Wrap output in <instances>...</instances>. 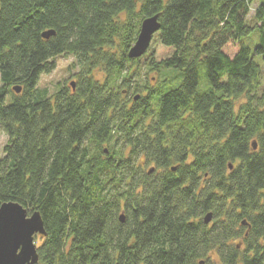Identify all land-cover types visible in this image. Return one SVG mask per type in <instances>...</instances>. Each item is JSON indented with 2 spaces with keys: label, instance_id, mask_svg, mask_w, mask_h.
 Segmentation results:
<instances>
[{
  "label": "trees",
  "instance_id": "trees-1",
  "mask_svg": "<svg viewBox=\"0 0 264 264\" xmlns=\"http://www.w3.org/2000/svg\"><path fill=\"white\" fill-rule=\"evenodd\" d=\"M155 14L156 45L129 58ZM254 54L264 61V0H0V205L39 211L37 264H264ZM60 55L75 85L50 92L39 81ZM167 68L181 71L167 89L134 80Z\"/></svg>",
  "mask_w": 264,
  "mask_h": 264
},
{
  "label": "water",
  "instance_id": "water-1",
  "mask_svg": "<svg viewBox=\"0 0 264 264\" xmlns=\"http://www.w3.org/2000/svg\"><path fill=\"white\" fill-rule=\"evenodd\" d=\"M158 17L159 14H155L141 21L136 40L127 54L129 58H139L146 53L154 33L160 28ZM54 34L55 30L49 29L42 32V37L49 38ZM74 85V81H70L72 88ZM12 89L18 93L21 91V86L15 85ZM252 146L256 148L255 141L252 142ZM229 167L232 168V165ZM211 219V212L203 217L206 224ZM120 221H124L123 213L120 214ZM45 234L39 211L29 213L22 204L15 201L2 203L0 205V264H37L39 257L35 239L37 235Z\"/></svg>",
  "mask_w": 264,
  "mask_h": 264
},
{
  "label": "rangeland",
  "instance_id": "rangeland-1",
  "mask_svg": "<svg viewBox=\"0 0 264 264\" xmlns=\"http://www.w3.org/2000/svg\"><path fill=\"white\" fill-rule=\"evenodd\" d=\"M257 32L258 31L255 30V34H257ZM245 42H247L248 45L251 47V49L254 50V46H255L254 42H256L255 39L253 42L252 39L246 38ZM156 43H157V41H155V37H153L149 47L150 48L154 47L156 45ZM254 58L258 62V64L260 65V67L264 73V61H263L261 55L260 54H254ZM55 61H56L55 69L49 74L42 75L40 78V81H39L40 87H46L49 89L50 92H53V90L55 88H57L58 86H60L62 84L69 85L70 81H75L76 78L74 75L78 70L77 66L75 65L74 58L71 55H60V56L55 58ZM143 69H147V66H144L141 68V70H143ZM96 74H98L97 76L99 78H102V74H100L99 72H96ZM161 74L166 75L164 77L168 79L163 84L162 90H164V88L167 89L168 87L172 86V84H174V82L171 81L169 76L177 75L179 77V79L181 80V71L176 69V68L162 69ZM199 75H200V85H201V84H203L204 76H205V69H204L203 65H201L199 67ZM151 81H152V83H154L153 80H151ZM6 141H7V135L0 129V155L2 154V147L4 146ZM35 242L37 245H39V243H40L39 238L36 237Z\"/></svg>",
  "mask_w": 264,
  "mask_h": 264
},
{
  "label": "flooded vegetation",
  "instance_id": "flooded-vegetation-1",
  "mask_svg": "<svg viewBox=\"0 0 264 264\" xmlns=\"http://www.w3.org/2000/svg\"><path fill=\"white\" fill-rule=\"evenodd\" d=\"M147 78H150L151 80H153L154 83H151V81H149ZM134 80H138L139 81V85L145 90L143 91L144 93H147L150 89H163L162 86L163 84L168 80L167 78L163 77L160 78V76H153L149 73H147L146 71H142L140 74L137 75V77ZM147 83V84H146ZM161 88V89H160ZM134 100H137V98H133ZM154 167V166H153ZM171 171L176 172V166L173 168H169ZM154 172V176L155 178L159 179L160 181L163 178V174L162 168H154L153 170H151ZM150 173V172H149ZM176 177H178V174H175ZM198 177H200V182H203L204 178H206V175L202 176L199 175ZM161 184V182H159ZM180 186H188V175L185 179V181H182ZM37 238H40V235H37Z\"/></svg>",
  "mask_w": 264,
  "mask_h": 264
},
{
  "label": "bare ground",
  "instance_id": "bare-ground-1",
  "mask_svg": "<svg viewBox=\"0 0 264 264\" xmlns=\"http://www.w3.org/2000/svg\"><path fill=\"white\" fill-rule=\"evenodd\" d=\"M135 77H133V79H134Z\"/></svg>",
  "mask_w": 264,
  "mask_h": 264
}]
</instances>
